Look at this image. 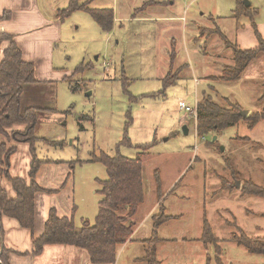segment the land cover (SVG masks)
Segmentation results:
<instances>
[{"label":"rangeland","instance_id":"rangeland-1","mask_svg":"<svg viewBox=\"0 0 264 264\" xmlns=\"http://www.w3.org/2000/svg\"><path fill=\"white\" fill-rule=\"evenodd\" d=\"M155 1L161 5L150 9L143 6L146 2L152 4L153 0H80L91 9L116 11L120 21L110 32L104 31L86 11L77 10L64 19L55 64L70 73H66L68 78L59 80L55 87L54 109L58 111L51 110L50 98L46 104H39L35 136L50 142L59 138L66 145L61 150L40 141L38 156L56 159L61 155L77 161L66 190L73 196L75 181L76 225H81L83 218L93 222L97 215L102 199L98 180H106L108 174L102 162L92 159L105 153L110 157L142 158L144 175L149 182L140 213L155 205V192L156 196L158 194L154 173L158 170L163 193L158 213L163 207L167 215L184 214L185 223L193 224L200 208L205 206L214 232L219 229L221 234L228 235L231 229L223 227L219 217L213 215L218 188L223 183L220 175L225 171L222 167L229 163L235 172L238 169L244 173L242 176L252 178L264 188V144L255 140L231 142V138L244 137L248 133V124L227 129L217 137L216 143L213 135L205 140L198 137L194 124H186L190 131L187 133L180 122L186 119L192 123L196 115L186 114L179 103L185 101L194 107L198 97L210 90L211 95L215 94L214 99L228 98L237 103L241 116L264 110V77L259 75L260 64L253 68L259 75L255 81L247 78L245 82L230 84L205 79L209 74L219 76L223 73L220 63H230L229 50L215 31L218 27L236 43L238 29L233 15L237 0ZM251 1L264 7V0H248ZM69 2L47 0L48 5H55L58 10L66 9ZM248 19L244 17L242 23L248 25ZM249 33L251 35V30ZM170 72L178 74L179 78L164 88V78ZM171 132L180 134L169 139ZM11 143L16 149L18 144H23ZM144 145H149L147 153L143 151ZM22 167L21 163L19 169ZM181 172L182 176L178 177ZM225 174L233 183L230 172ZM239 179L242 178L239 176L236 187L241 182ZM179 180L182 181L179 187L171 190V184ZM203 185L207 188L206 194ZM66 192L65 197L68 196ZM175 200L177 203L173 204ZM173 230L181 233L178 226ZM170 233L168 230L166 234ZM230 243L226 254L229 262L231 258L240 263L263 259L261 255L248 254L231 240ZM176 248H180L182 254L183 249ZM130 255L126 253L121 264H130ZM133 256L138 259L136 264H147L142 260L145 257L143 248L137 249ZM171 259L185 262L184 255Z\"/></svg>","mask_w":264,"mask_h":264},{"label":"trees","instance_id":"trees-1","mask_svg":"<svg viewBox=\"0 0 264 264\" xmlns=\"http://www.w3.org/2000/svg\"><path fill=\"white\" fill-rule=\"evenodd\" d=\"M150 3H146V8ZM77 10L88 12L103 28L110 32L114 27V12L111 9L96 10L88 7V4H81L80 0H70L69 6L59 12L62 19H66ZM256 9L246 7L244 0H237V8L234 10V17L238 20L247 17L251 20L252 28L258 40V46L254 49L243 50L227 39L223 32L217 27V33L224 41L226 47L232 50L234 65L225 67L222 77H214V80H221L227 83L239 80L246 68L259 55L264 53V39L260 35L255 16ZM8 41L3 58L0 62V180L6 179L11 183L16 193L15 198H9L6 190L0 185V256L2 264H9L10 251L3 248V229L1 217L6 216L17 220L20 226L33 233V254L40 255L44 248L49 245H70L84 249L89 253L93 264H115L117 261L118 249L131 240L134 233L135 218L139 207L145 201V179L143 160L128 158L122 155L110 157L102 153L100 157H94L92 161L99 160L107 170L108 178L98 180L101 186L99 191L102 199L98 205V212L94 221L82 219L81 225L75 223L76 207L73 208L72 216H60L56 208L49 212L45 224L44 233L40 237L34 236L36 225V197L40 193L56 194L58 191L43 188L37 182V176L44 164L52 163L50 159H40L37 151V144L43 141L49 146H59L60 141L40 140L35 136L37 123V109L22 106L24 88L36 83L34 66L20 58V50L11 36L0 33V45ZM170 73L164 78V88L171 86L179 78L178 74ZM227 74V75H226ZM264 100V95L262 96ZM241 108L237 103L228 98L214 99L211 94L204 93L196 106V133L198 137L205 138L209 135L218 137L227 129L239 125L242 121L248 123L250 128L255 127L261 120H264V110L258 111L247 117L240 115ZM25 126L24 131L11 129ZM173 137L176 134L173 133ZM241 142L250 141L249 138L240 139ZM28 143L31 146L33 160L27 179L13 177L10 174V160L16 152V147L10 143ZM217 142V139L214 143ZM151 146V145H150ZM145 153L149 145L142 146ZM71 161V172L68 180L73 178L74 163ZM238 180V177L236 178ZM158 199L163 198L161 172L154 173ZM244 195L264 197V188L246 181L242 186ZM174 217L168 216L162 207L158 214L154 215V230L151 239L142 241L145 245V257L142 259L147 264H163L157 255L155 248L158 238V229L164 223ZM204 242L213 246L218 264H224L221 259L222 247L213 232L212 226L205 216L203 225ZM231 241L245 248L249 253L264 256V237H251L238 227V232L232 235ZM209 264V263H207Z\"/></svg>","mask_w":264,"mask_h":264},{"label":"crops","instance_id":"crops-1","mask_svg":"<svg viewBox=\"0 0 264 264\" xmlns=\"http://www.w3.org/2000/svg\"><path fill=\"white\" fill-rule=\"evenodd\" d=\"M150 2H146V3H150ZM5 3L6 0H0V33L7 36H11L14 42L16 43L15 38L11 33L12 25L9 19L11 13L7 9L4 10ZM34 4L38 8L39 12L44 17H46L47 22L55 26L56 34L58 36V43H59L61 39L62 22L64 21V19H62L59 16V12L61 11V9L58 10L56 6L52 4L48 5L47 0H34ZM156 5H161V4H157V2L153 0L152 4H150L148 7L152 9ZM244 5L246 7H252L253 9H256L258 11V14L255 17V23L260 35L264 39V13H263L264 7L261 4L258 5L253 1L248 2V0L244 1ZM138 8L139 7L135 9ZM99 10H103V9H99ZM128 11H129L128 9H125V12ZM113 12H114V26H115V23L116 24L119 23L120 18L116 16V11L113 10ZM243 18L244 17L238 20L236 19V28L238 30L236 31V43L234 42V44H236L239 48L243 50L254 49L258 46V40L252 28L251 20L248 19L247 21L249 23L248 25L247 24L245 25L244 23H242ZM250 30L252 32L251 35L249 33ZM8 45H9L8 41H5L0 45V62L3 58L4 50ZM228 50L231 51V52L228 51L227 53L230 59V63L227 65L220 63L219 65H221L223 68L222 71H224L225 67L227 66L230 67L234 65L232 50L230 49ZM55 54L56 52H54L51 57L53 62L52 68L54 69L51 75H49L47 79H40L35 75L37 82L28 85L24 88V92L22 96V106L24 109L34 108L39 110L41 109L40 108L41 106H39V104L42 105L44 103L46 104L47 100L50 98V103L53 105L51 110L55 112L58 111L56 108L54 109L56 102L53 99V97L55 96V87L57 86L59 80H62V78H68V74L66 73H70V72H66L64 68L61 67L57 68L55 64L56 61ZM172 57L173 59H175L173 55ZM173 61L174 60H172V63ZM258 64H260L259 75L261 77H264V53H263L259 55L253 62L250 63V65L246 68V70L244 71V73L242 74L239 80L235 82H230V84L245 82L247 78L254 79L253 81L257 80V77L259 75L255 71H253V68ZM223 73L219 76L209 74L205 76V79L214 80V77H222L224 75ZM209 92L210 90L203 92V94L204 93L212 94ZM203 94L200 97H198L196 101L197 103L201 100ZM212 96L215 98V94H213ZM196 106L197 104L194 107ZM242 122L234 127L246 126L248 124L246 122L245 123ZM180 124L182 127H187L186 124L188 125L194 124V131H196L195 119L192 120V123L190 120L183 119L180 122ZM25 128H26L25 126H18L11 129L10 131L11 132L12 130L24 131ZM246 128L248 129V133H246L244 137H240V136L233 137L231 138V142L239 143L241 142L240 139L249 138L251 141L242 142V143H251L253 140H255L264 144V120H261L253 128H250L249 126H246ZM189 132L190 131L188 129L187 133ZM173 133L176 135L178 134V132H171L169 134V139L173 137L172 136ZM56 141H60V143H63L62 145L58 146L62 150L66 145L65 141L59 140V138H57ZM19 154H22V156L19 157ZM46 159H50L53 162L44 164L41 167L40 172L37 176V182L45 189L55 190L58 192L52 195L45 193H40L37 195L36 225L34 230L35 237H40L44 233L45 224L48 219L49 212L52 208H56L58 210L59 215L63 217L72 216L73 208L76 207L77 209L75 181L73 182L74 185L73 186L74 190L72 191L73 196H71V191L66 192L70 184V180H68V176L71 172L70 162L73 160L70 161L67 158H63L61 155L59 158L56 159L49 158L47 156ZM32 160H33V156L31 153L30 144L28 143L18 144L17 151L11 157L10 160L11 176L27 179L31 169ZM21 163L23 167L22 169H19ZM222 169L223 171H225L223 173L224 175H220L223 183L222 186L218 188V191L220 192L218 193L219 195L216 196L218 199L216 200L217 203H215L213 206L215 208L213 215L218 216L221 225L223 227L226 226L230 228L231 231L228 235L225 234L223 235L220 233L219 229H217L218 231L216 230V232H214L213 230L214 235L219 240H221V247H222L221 259L224 262V264H235V263L264 264L263 255H261L263 256V259H261L258 262L245 260L244 263H240L235 261L233 258H231L229 262L228 259L226 258L227 244L230 243L232 235L238 232V227L251 237H264V197L244 195L242 193V186L246 181H253L252 178L250 179L245 178L244 176H242L244 175V173H241L238 169L235 172L229 163L225 164V168L222 167ZM75 171L76 169L74 167V172ZM185 171L186 168L183 170V172ZM227 171L230 172L229 177H233L234 184L228 180L227 175L225 174ZM183 172H181V174H179L178 177H181ZM239 176L242 179H239V181L241 182H239L238 186L236 187L235 186V182L237 181L236 178L237 177L239 178ZM144 179H145V193H146L147 190L146 184L149 181L147 177H145V175H144ZM179 182L180 180L171 184L170 189L172 190L179 187V184L182 181L180 183ZM0 185L2 186V188L6 190V193L8 194L9 198H15L16 193L13 190L11 183H9L7 180L2 178L0 180ZM203 187H204V192L206 194L207 188L204 185ZM65 192L68 195L67 197H65ZM152 192L154 193V191ZM181 197H186V196H181ZM155 198H156L155 205L153 204L151 209H149L147 212L140 213V211L142 210V206L145 204V201L139 207V210L135 218L133 219V221L135 222L134 233L130 241L119 247L117 261L115 264H121L122 257L128 252L131 253V255L129 256V260L132 262L130 264H136L135 261L138 259L134 258L133 253L139 248H143L144 250L145 245H143L141 242L151 239L153 234V230H154L153 217L154 215L158 214L159 201H160L158 199V196H156V192H155ZM176 203L177 201L175 200L173 204ZM205 209H206L205 206L200 208V213L193 224L185 223L186 217L184 214L168 213V216H172L174 218L164 223L162 226H160V228L158 229V238L160 240L155 244L158 259L163 264H182V261L179 262V259H171L172 256H175V258H177L180 257L181 255L182 256L184 255V260H185L184 264H207V263L218 264L216 260V253L213 246H211L210 244L207 245L202 238L205 216L207 217V209L206 210ZM75 217H76V213H75ZM177 226L181 229L180 234L175 230H173V228H176ZM1 227L3 229V248L11 252L9 254V264H93L90 260L89 253L86 250L70 245H49L44 248L43 252L40 255L35 256L33 254V233L30 230L22 228L17 220L6 216L1 217ZM168 230H171V233L169 235L166 234ZM192 230L194 231L192 232ZM217 233H219L221 236L217 235ZM237 246L241 247L239 245ZM176 247H181L183 249L182 254L179 251L180 248H176ZM246 252L250 255L252 254L249 253L247 250ZM253 255L258 256L259 254H253ZM0 264H2L1 256H0Z\"/></svg>","mask_w":264,"mask_h":264},{"label":"clouds","instance_id":"clouds-1","mask_svg":"<svg viewBox=\"0 0 264 264\" xmlns=\"http://www.w3.org/2000/svg\"><path fill=\"white\" fill-rule=\"evenodd\" d=\"M5 9L11 13V33L20 58L34 66L38 78L47 79L54 71L51 57L58 45L55 26L47 22L34 0H6Z\"/></svg>","mask_w":264,"mask_h":264},{"label":"built area","instance_id":"built-area-1","mask_svg":"<svg viewBox=\"0 0 264 264\" xmlns=\"http://www.w3.org/2000/svg\"><path fill=\"white\" fill-rule=\"evenodd\" d=\"M180 109L183 110L184 112L191 114V115H196V107H191L186 104L185 101H181L179 103Z\"/></svg>","mask_w":264,"mask_h":264},{"label":"water","instance_id":"water-1","mask_svg":"<svg viewBox=\"0 0 264 264\" xmlns=\"http://www.w3.org/2000/svg\"><path fill=\"white\" fill-rule=\"evenodd\" d=\"M247 112L246 113H242V116H244V117H246L247 116ZM187 127H184V131H186L187 132V129H186ZM216 140V138L214 139V141Z\"/></svg>","mask_w":264,"mask_h":264}]
</instances>
